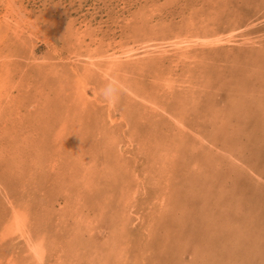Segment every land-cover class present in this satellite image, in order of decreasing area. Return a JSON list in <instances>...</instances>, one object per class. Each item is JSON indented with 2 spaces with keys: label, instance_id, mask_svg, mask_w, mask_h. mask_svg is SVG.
Here are the masks:
<instances>
[{
  "label": "rangeland",
  "instance_id": "1",
  "mask_svg": "<svg viewBox=\"0 0 264 264\" xmlns=\"http://www.w3.org/2000/svg\"><path fill=\"white\" fill-rule=\"evenodd\" d=\"M0 83V264H264V0H0Z\"/></svg>",
  "mask_w": 264,
  "mask_h": 264
},
{
  "label": "bare ground",
  "instance_id": "2",
  "mask_svg": "<svg viewBox=\"0 0 264 264\" xmlns=\"http://www.w3.org/2000/svg\"><path fill=\"white\" fill-rule=\"evenodd\" d=\"M195 1V0H194ZM213 1V0H212ZM201 4V3H200ZM10 6V5H9ZM8 11H10L9 9H8ZM11 12V11H10ZM206 13V12H205ZM190 16V15H189ZM10 17V16H9ZM7 15H5V20H6V22H9V20L10 19H8L9 18ZM3 18V17H2ZM16 23H15V26H16V28L17 27H19L20 25H18L20 22L18 21V19L19 18H17L16 17ZM23 19V17L21 18V20ZM14 21H15V19H14ZM23 21V20H22ZM31 22V21H30ZM22 30H24V29H22ZM26 31V30H25ZM231 34V33H230ZM4 35V34H3ZM14 36V35H13ZM176 36V35H175ZM218 36V35H217ZM231 36V35H230ZM177 37V36H176ZM186 37V36H185ZM177 39V38H176ZM186 39V38H185ZM189 39V38H188ZM80 40V39H79ZM191 40V39H190ZM195 40V39H194ZM206 40H208V38H201V37H197L196 38V40L195 41H198V42H211V43H209V45L211 44V46L210 47H212V45H217L218 46V44H220V43H223V39L221 38V37H216V39H209L208 41H206ZM148 41V40H147ZM178 41H180V40H178ZM224 41H226V40H224ZM146 42V41H145ZM144 42V43H145ZM168 42V41H167ZM181 42V41H180ZM191 42V41H190ZM147 43V42H146ZM169 43H171L170 41H169ZM173 43V42H172ZM179 43V42H178ZM182 43L184 44V46L186 47V48H188V47H190L189 45H191L190 43H189V40H184V41H182ZM189 43V44H188ZM139 44V43H138ZM148 44V43H147ZM187 44V45H186ZM177 45H179V44H177ZM181 46H182V44H180ZM193 46H194V44H192ZM165 46V45H164ZM170 46V45H169ZM173 46V45H172ZM171 46V47H172ZM180 46V47H181ZM174 47V46H173ZM183 47V46H182ZM176 48V47H175ZM197 48V47H196ZM208 48V47H207ZM93 50V49H92ZM169 50H171V49H169ZM173 50V49H172ZM177 50V49H176ZM179 50V49H178ZM115 51V50H114ZM163 51V50H162ZM124 52H126L127 53V51H124ZM128 52H129V50H128ZM165 52V51H164ZM178 52V51H177ZM114 53V52H113ZM122 53H123V51H122ZM131 53V52H130ZM166 53V52H165ZM112 54V53H111ZM129 54V53H128ZM110 55V54H109ZM125 55V54H124ZM170 55V54H169ZM30 56V55H29ZM90 56V55H89ZM126 56V55H125ZM124 56V57H125ZM128 57L130 56V55H127ZM100 57V56H99ZM133 57V56H132ZM194 57V56H193ZM127 58V57H126ZM130 58V57H129ZM121 59H123L122 58V55L119 53V52H115L114 54H113V56H111V58H110V60H109V63H110V66L108 67V72L106 73V76L107 77H109V78H112V84L113 83H115V82H119V78L117 77V76H113V73H112V71H113V68L116 66V65H118V63L120 62V60ZM128 59V58H127ZM132 59V58H131ZM155 59V58H154ZM153 59V60H154ZM94 60H95V58H94ZM97 60H99V59H97ZM96 60V61H97ZM130 60V59H129ZM151 60V59H150ZM191 61H192V59H190ZM78 61V60H77ZM100 61V60H99ZM103 61H105V60H103ZM127 61V60H126ZM75 62V61H74ZM94 62V61H93ZM107 62V61H106ZM128 62V61H127ZM132 62V61H131ZM152 62V61H151ZM133 63V62H132ZM140 63H141V61H140ZM149 63V62H148ZM200 63V62H199ZM6 64V63H5ZM95 64V63H94ZM152 64V63H151ZM188 64V63H187ZM74 65V64H73ZM106 65V64H105ZM109 65V64H108ZM63 66V65H62ZM75 66V65H74ZM121 66V65H120ZM119 66V67H120ZM92 67V66H91ZM129 67V66H128ZM131 67V66H130ZM139 67H142V66H140L139 65ZM144 67V66H143ZM94 68V67H93ZM132 68V67H131ZM101 69V68H100ZM120 69H122L121 67H120ZM143 69V68H142ZM40 71V70H39ZM73 71V70H72ZM123 71H124V69H123ZM129 71V70H128ZM47 73V72H46ZM50 73H52V72H50ZM112 73V74H111ZM64 74V73H63ZM86 74V73H85ZM104 74V73H103ZM34 75V74H33ZM54 75V74H53ZM61 75V74H60ZM143 75V74H142ZM45 76V75H44ZM78 76H80V75H78ZM48 77V76H47ZM55 77V76H54ZM107 77H105V78H107ZM169 77V76H168ZM2 78V77H1ZM4 78V77H3ZM45 78V77H44ZM77 78V77H76ZM82 78V77H81ZM78 79V78H77ZM3 80V79H2ZM33 80V79H32ZM81 80V79H80ZM150 80V79H149ZM42 81V80H41ZM51 81H52V79H51ZM168 81V80H167ZM78 82V81H77ZM166 82V81H165ZM67 83V82H66ZM107 83V82H106ZM111 83H109V84H111ZM167 83V82H166ZM1 84V83H0ZM4 84V83H3ZM111 84V85H112ZM120 84V83H119ZM165 84V83H164ZM176 84H178V83H176ZM56 85V84H55ZM54 85V86H55ZM67 85H68V83H67ZM115 85V84H114ZM113 85V86H114ZM122 85V84H121ZM184 86V85H183ZM2 87H3V85H0V90L2 89ZM75 87H77V86H75ZM116 87V86H115ZM118 87V86H117ZM111 88V87H110ZM83 90V89H82ZM59 91V90H58ZM111 92H112V89H111ZM113 93V92H112ZM105 97V96H104ZM66 98V97H65ZM147 103V102H146ZM0 105H1V100H0ZM46 111V110H45ZM161 111H163V110H161ZM152 112V111H151ZM171 115V114H170ZM140 116V115H139ZM173 120V119H172ZM175 121V120H174ZM104 122V121H103ZM177 123V122H176ZM179 123H180V121H179ZM78 124V123H77ZM104 125V124H103ZM180 125V124H179ZM177 126V125H176ZM102 130V129H101ZM59 131V130H58ZM110 131V130H109ZM112 134V133H111ZM118 134V133H117ZM77 135H78V133H77ZM43 136V135H42ZM60 136V135H59ZM79 136V135H78ZM24 137V136H23ZM57 137H58V134H57ZM104 137V136H103ZM132 137V136H131ZM170 141V140H169ZM53 143V142H52ZM1 144V143H0ZM3 146V145H2ZM35 146V145H34ZM37 146V145H36ZM35 146V147H36ZM1 148V147H0ZM31 148V147H30ZM102 150V149H101ZM140 150V149H139ZM40 153V152H39ZM148 153V152H147ZM157 154V153H156ZM182 154V153H181ZM44 155V154H43ZM79 155V154H78ZM104 156V155H103ZM103 158V157H102ZM152 158V157H151ZM15 159V158H14ZM17 159V158H16ZM172 160V159H171ZM41 161V160H40ZM108 161V160H107ZM116 161V160H115ZM42 162V161H41ZM38 163V162H37ZM16 165V164H15ZM148 167V166H147ZM156 167V166H155ZM159 168V167H158ZM51 170V169H50ZM200 171V170H199ZM202 172V171H201ZM200 172V173H201ZM45 174V173H44ZM54 179V178H53ZM134 181V180H133ZM161 181V180H160ZM210 181V180H209ZM59 182V181H58ZM27 183V182H26ZM164 184V183H163ZM44 186V185H43ZM161 187V186H160ZM39 188V187H38ZM56 189V188H55ZM3 191V190H2ZM161 192V191H160ZM66 194V193H65ZM70 194V193H69ZM160 194V193H159ZM2 196V195H1ZM6 198V197H5ZM46 201H47V199H46ZM64 201V200H63ZM48 202V201H47ZM6 203V202H5ZM43 204H45V203H43ZM53 204H54V202H53ZM17 205V204H16ZM6 208V207H5ZM12 209H13V212H12V217H11V221H10V226H9V232H10V230L14 233H21V236H25L26 237V240H27V243H28V246H29V248L32 250V252H33V257H35L36 259H38V260H42L44 257V254H45V247H44V243H43V238L41 237V239H39V238H37V241H34L33 240V236L31 235L32 234V232H31V230H30V228L28 227V219H27V212L28 211H26V210H24V208L22 209V207L21 206H18V207H12ZM76 210V209H75ZM69 211V210H68ZM70 215V214H69ZM10 216H11V213H10ZM125 217V216H124ZM71 218V217H70ZM82 219V218H81ZM32 220V219H31ZM65 220V219H64ZM69 220V219H68ZM98 220V219H97ZM9 221V220H8ZM62 221V220H61ZM87 221V220H86ZM116 221V220H115ZM162 221V220H161ZM89 223V222H88ZM148 223V222H147ZM154 223V222H153ZM90 224V223H89ZM44 225H46V224H44ZM87 225V224H86ZM95 226V225H94ZM118 226V225H117ZM117 228V227H116ZM156 228V227H155ZM86 229H87V227H86ZM119 229V228H118ZM5 230V229H4ZM72 231V230H71ZM116 231V230H115ZM11 232V233H12ZM44 232V231H43ZM70 232V231H69ZM14 233V234H15ZM92 233V232H91ZM118 233V232H117ZM41 234V233H40ZM7 235V234H6ZM116 235V234H115ZM8 236V235H7ZM38 236V235H37ZM112 237H113V235H112ZM35 238V237H34ZM116 238V237H115ZM36 239V238H35ZM113 239V238H112ZM121 240V239H120ZM115 241V240H114ZM98 244V243H97ZM114 244V243H113ZM99 245V244H98ZM58 247V246H57ZM28 248V247H27ZM104 248H106V247H104ZM30 249H29V251H30ZM57 249V248H56ZM56 249H55V251H56ZM59 249V248H58ZM61 249V248H60ZM110 250V249H109ZM61 250H59V252H60ZM111 251H112V249H111ZM25 252V251H24ZM113 252V251H112ZM111 252V253H112ZM48 253V252H47ZM46 253V254H47ZM62 253V252H61ZM120 253V252H119ZM29 254H31V253H29ZM28 254V255H29ZM56 254V253H55ZM27 255V254H26ZM52 255V254H51ZM60 255V254H59ZM98 255H100V254H98ZM97 255V256H98ZM120 255V254H119ZM30 256V255H29ZM53 256V255H52ZM62 256H63V254H62ZM96 256V255H95ZM96 256V257H97ZM65 257V256H64ZM89 257V256H88ZM94 257V256H93ZM101 257V256H100ZM106 257V256H105ZM108 257V256H107ZM23 258V257H22ZM30 258V257H29ZM32 258V257H31ZM30 258V259H31ZM34 258V259H35ZM47 258V257H46ZM52 258V257H51ZM28 259V258H27ZM29 259V260H30ZM34 259H32V261L31 262H33V260ZM98 259H99V257H98ZM38 260H37V262H38ZM49 260V259H48ZM53 260V259H52ZM56 260H57V258H56ZM55 260V262H58V261H56ZM60 260V259H59ZM64 260V259H63ZM67 260V259H66ZM92 260V259H91ZM100 260H101V258H100ZM99 260V261H100ZM35 261V260H34ZM107 261V260H106ZM30 262V263H31ZM36 262V263H37ZM54 262V263H55ZM60 262L61 263H63L61 260H60ZM98 262V261H97ZM102 262V261H101ZM34 263V262H33ZM32 263V264H33ZM36 263H34V264H36ZM44 262H42V264H43ZM109 263V262H108ZM45 264V263H44ZM51 264V263H50ZM53 264V263H52ZM102 264V263H101Z\"/></svg>",
  "mask_w": 264,
  "mask_h": 264
}]
</instances>
